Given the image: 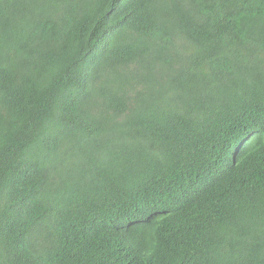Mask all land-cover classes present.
Instances as JSON below:
<instances>
[{
  "label": "trees",
  "instance_id": "obj_1",
  "mask_svg": "<svg viewBox=\"0 0 264 264\" xmlns=\"http://www.w3.org/2000/svg\"><path fill=\"white\" fill-rule=\"evenodd\" d=\"M0 264H264V0H0Z\"/></svg>",
  "mask_w": 264,
  "mask_h": 264
}]
</instances>
